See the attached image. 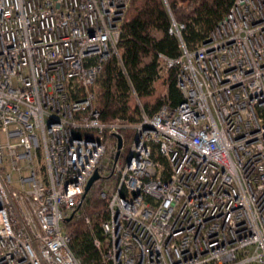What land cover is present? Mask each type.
I'll return each mask as SVG.
<instances>
[{
	"label": "built area",
	"instance_id": "1",
	"mask_svg": "<svg viewBox=\"0 0 264 264\" xmlns=\"http://www.w3.org/2000/svg\"><path fill=\"white\" fill-rule=\"evenodd\" d=\"M130 3L0 0V264H84L71 213L95 264H264V0H234L195 49L158 53V75L176 68V106L147 113L131 87L137 118L103 121L94 85L113 56L127 75ZM125 128L98 234L84 187Z\"/></svg>",
	"mask_w": 264,
	"mask_h": 264
},
{
	"label": "trees",
	"instance_id": "2",
	"mask_svg": "<svg viewBox=\"0 0 264 264\" xmlns=\"http://www.w3.org/2000/svg\"><path fill=\"white\" fill-rule=\"evenodd\" d=\"M234 0H131L123 26L119 53L127 75L123 74L113 56L106 61L97 76L94 89L95 104L103 121L117 116L136 119L139 107L131 96L134 88L147 113L163 104L176 106L182 99L177 86L176 68L171 67L158 75V53L177 57L181 42L188 50L195 49L228 12ZM182 24L179 39L169 29ZM123 144L119 157H125L134 136L132 128L121 131ZM117 138L110 137V145L97 168L101 176L85 195L80 208L88 215L94 231L100 234V223L106 217L109 193L115 189L118 173L113 168ZM156 158H164L157 154ZM107 188V196L100 191ZM70 235L69 247L84 264H95L99 251L93 243L92 233L83 218L72 217L66 221Z\"/></svg>",
	"mask_w": 264,
	"mask_h": 264
},
{
	"label": "water",
	"instance_id": "3",
	"mask_svg": "<svg viewBox=\"0 0 264 264\" xmlns=\"http://www.w3.org/2000/svg\"><path fill=\"white\" fill-rule=\"evenodd\" d=\"M117 137V148H116V156L115 158L118 157L120 150H121V146H122V137L120 133L116 134ZM101 174L98 170V168H95L92 172V174L90 175V177L88 178L85 187H84V193L83 196L88 192V190L90 189V187L92 186V184L98 180L100 178ZM72 218V213L67 217V220Z\"/></svg>",
	"mask_w": 264,
	"mask_h": 264
}]
</instances>
